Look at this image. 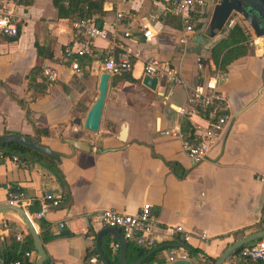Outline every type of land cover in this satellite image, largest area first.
Here are the masks:
<instances>
[{
    "label": "crops",
    "instance_id": "obj_1",
    "mask_svg": "<svg viewBox=\"0 0 264 264\" xmlns=\"http://www.w3.org/2000/svg\"><path fill=\"white\" fill-rule=\"evenodd\" d=\"M254 1L264 6V1ZM218 2L192 10L191 31H185L177 17L159 14L150 22L151 37L144 40L139 21L156 13L157 5L166 6L167 0L6 1L16 17L18 34L0 36V136L22 135L62 154L51 157L53 161L0 144V208L7 205V187L18 185L26 202L22 210L45 252L42 264H117L120 231L109 233L88 219L104 209L134 214L149 205L155 214L157 244L125 241L127 262L136 260H129L132 254H127L135 246L150 249L143 255L148 254L143 259L152 255L147 264H168V244L178 243L196 251L191 255L186 250L187 260L203 264L199 256L216 259L233 241L261 229L257 221L264 211V181L258 178L264 172V34L256 36L234 12L215 30L211 20ZM81 16L115 33L113 43L133 53L128 71L108 75L94 132L85 129L83 121L104 72L101 58L111 45L95 38L92 55L74 57L78 72L72 70L63 49L79 44L71 24ZM234 23L247 34V51L224 71L215 65L223 75L215 79V86L225 96L231 117L209 144L205 158L193 162L181 142L199 140L194 124L203 127L206 116L188 119L178 113L185 103V85L193 86L199 73L203 83L214 82V72L205 75L212 61L210 48L225 38ZM124 31L128 37H123ZM147 58L177 69L185 85L168 84L158 75L154 90L145 87L141 78ZM45 67L55 71L54 81L39 73ZM33 68H37L36 82H47L43 93L40 85H29ZM185 120L190 138L189 132H183ZM65 138L83 141L89 149L72 150ZM53 200L57 205H50ZM41 203L49 206L37 217ZM1 220L7 221L8 230L0 236V264L14 256L21 264H34L38 255L20 215L1 210ZM168 226H181L182 231L168 235L163 230ZM16 234L21 241L14 238ZM183 234L189 236L185 243L180 239ZM222 264L255 263L232 251Z\"/></svg>",
    "mask_w": 264,
    "mask_h": 264
},
{
    "label": "built area",
    "instance_id": "obj_2",
    "mask_svg": "<svg viewBox=\"0 0 264 264\" xmlns=\"http://www.w3.org/2000/svg\"><path fill=\"white\" fill-rule=\"evenodd\" d=\"M7 0H0V36L15 37L18 34L17 20L12 11L7 7ZM214 0H167V5H157L156 13H151L148 17L139 21L138 26L141 29L142 37L148 40L151 33V21L158 18L161 13H169L177 17L183 25L185 31L192 30L191 12L195 7L203 6ZM121 13L116 14L119 19ZM75 37L80 38L79 44L75 48L65 47L63 49V58L68 61L69 67L78 72V65L74 57L90 56L93 53V40L100 38L108 40L110 47L106 50V56L101 58V68L108 75H116L128 71L131 66V58L133 53L128 47L121 44L113 43L115 33H109L104 28L94 24L93 19L89 16H81L74 20L71 24ZM123 37H128L129 32L124 31ZM116 48V50H115ZM196 67L202 70L200 61H197ZM142 73L148 76L156 77L162 75L166 82L171 85H185L179 71L155 58H147L142 65ZM41 76L48 82L56 79V73L49 67L40 70ZM202 74L197 75V82L193 86H187L185 103L178 113L183 118H193L206 116V125L203 127L194 124L195 133L199 136L198 141L189 142L183 140L181 149L193 162H200L205 158V152L209 144L218 136L222 128L230 120V112L225 96L218 91L215 86V79L223 77L217 70L214 71V82L207 81L203 83ZM13 159H16L13 157ZM259 180L264 181V172L258 175ZM5 202L7 205L18 206L23 208L26 202L23 200L22 192L18 185L7 187L5 194ZM57 201H51L50 205H57ZM49 204L41 203L39 210L36 212L37 217H41ZM90 224H98L101 227L117 228L124 241H132L137 245L154 246L157 239L153 234V225L156 221L155 214L151 212L149 205H143L134 214L118 212L112 209H104L96 213L88 215ZM258 226L264 229V211L261 213ZM61 227V226H60ZM8 230V223L5 220L0 221V236ZM168 235H173L182 231L181 226H168L163 228ZM14 238L21 241V235L16 234ZM189 236L181 235V243H185ZM201 238H205V234H201ZM118 244L114 243L113 248H117ZM24 255L29 256V252L25 251ZM239 258L248 259L255 264H264V237L252 241L248 246L241 247L238 251ZM188 254L184 247H169L166 260L172 262L175 260H187ZM91 261L93 260L90 259ZM5 264H21L19 259L11 260Z\"/></svg>",
    "mask_w": 264,
    "mask_h": 264
},
{
    "label": "water",
    "instance_id": "obj_3",
    "mask_svg": "<svg viewBox=\"0 0 264 264\" xmlns=\"http://www.w3.org/2000/svg\"><path fill=\"white\" fill-rule=\"evenodd\" d=\"M231 12L239 14L245 20V22L252 28L256 36L264 34V6H261L259 3H257V1L254 0H219L218 4L214 7L213 16L211 20L212 27L215 30L219 29L227 20ZM214 71H215V64L213 63V61H211L210 66L206 68V72H205L206 78L208 77L210 72H214ZM108 77H109L108 73L106 72H101V74L99 75L98 83H97V96L95 100L92 102L88 111L86 112L83 121V127L89 131L94 132L98 128L101 111L104 103L105 92L108 84ZM156 81H157L156 77L148 76L146 74H144L141 78V84H143L145 87L151 90H154ZM64 142L68 144V146H70L72 150L89 149V146H87L83 141L80 140L65 138ZM4 143L19 144L53 158L62 155L59 152L51 150L48 146L44 144H41L34 140H29L25 136L18 134L1 135L0 144H4ZM5 209L16 211L20 215L33 241L35 251L38 255V259L34 264H42V262L45 259V252L43 250L39 236L37 235L30 219L24 213L22 208L18 206L3 205L1 206L0 211ZM105 231L113 234H117V232H119L117 228H111V227H106ZM61 233H64V231H62ZM118 234H119V255H118L117 264H139L142 261V259L148 254L134 261L127 262L123 256L125 241L122 238V235L120 233ZM263 237H264V229H259L240 237L239 239L229 244L221 252V254L214 260L213 264H222L224 259L235 249L240 248L249 242H252L254 240ZM168 246L169 247L182 246L185 248V250L187 251L189 250L188 246H186L185 244L170 243L168 244ZM168 264H192V263L190 260H175L172 262H168Z\"/></svg>",
    "mask_w": 264,
    "mask_h": 264
},
{
    "label": "trees",
    "instance_id": "obj_4",
    "mask_svg": "<svg viewBox=\"0 0 264 264\" xmlns=\"http://www.w3.org/2000/svg\"><path fill=\"white\" fill-rule=\"evenodd\" d=\"M87 10H90V4L89 3L87 4ZM247 41H248V37H247L246 32L243 30V28L238 23H234L227 30V34H226L225 38H222L221 40H219L215 45H213L210 48V57H211L213 63L216 65L217 69L219 71H224L226 65L230 61L245 55V53L247 51V47H248ZM36 71H37V68H33L31 70L30 74L28 75L29 85L33 84V83L36 85H40L41 92L43 93V91L46 89L47 82H45V81L44 82L41 81V83L36 82V76H35ZM182 126H183V132L184 133L189 132L188 138H190L191 137V129L188 128V123L186 122V120H185V122L183 121ZM4 146L9 147L14 152H27V151H29V152H32L34 155L40 156L42 158H47V159L53 160L51 157L45 156L41 153H38L35 150H32L28 147H24V146L19 145V144L6 143V144H4ZM245 245H248V244H245ZM240 248L235 249L233 251V253H237L240 250ZM148 250H150V249H143V248L135 247V246L130 248L129 251L127 249V254L129 252L132 254V255H130L129 260L130 259H137V258L143 256ZM188 252L187 253L191 254V255L196 254V251L192 248H190V250ZM199 257L203 261V264H213V262L215 260L214 258H209V257H206L205 255H202ZM151 258H152V255L146 257L145 259L142 260V262L140 264H147V262ZM14 259H19V258L16 256H14L12 258L9 257V258L5 259L4 264L11 261V260H14Z\"/></svg>",
    "mask_w": 264,
    "mask_h": 264
},
{
    "label": "rangeland",
    "instance_id": "obj_5",
    "mask_svg": "<svg viewBox=\"0 0 264 264\" xmlns=\"http://www.w3.org/2000/svg\"><path fill=\"white\" fill-rule=\"evenodd\" d=\"M234 15H236L237 13H233ZM81 139H85V138H81Z\"/></svg>",
    "mask_w": 264,
    "mask_h": 264
}]
</instances>
